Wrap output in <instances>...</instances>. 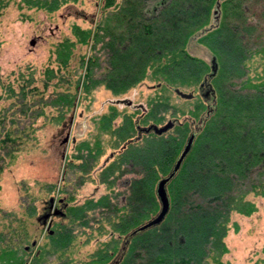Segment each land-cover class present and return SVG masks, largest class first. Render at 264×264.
I'll return each mask as SVG.
<instances>
[{
  "label": "rangeland",
  "instance_id": "obj_1",
  "mask_svg": "<svg viewBox=\"0 0 264 264\" xmlns=\"http://www.w3.org/2000/svg\"><path fill=\"white\" fill-rule=\"evenodd\" d=\"M49 1L60 5L48 10L36 5L37 0H0V140L7 130L21 137L15 156L0 160V264H108L125 232L134 226L129 223L134 220L138 225L158 210L157 203L145 216V201L140 199L136 206L116 210L128 193L122 181L145 182L146 159L131 165L122 163V157L130 158L142 148L147 158L159 153L154 145L160 139L155 141L150 132L134 138L135 126L187 121V137L211 104V93L198 85L210 72L214 54L191 38L185 43L187 52L206 63L196 81L168 82L151 64L144 63L141 70L142 62L133 61L131 70L137 75L108 87L111 72L124 66L122 59L111 56L107 42L121 33L114 22L124 0H113L116 10L106 12L103 0ZM159 1L153 0L145 10V3L138 0L137 13L142 8L147 17L159 9ZM251 19L254 28L249 37L259 52L253 53L248 65L249 76L256 81L264 71V14L258 11ZM79 28L90 32L85 42L78 41L83 35ZM174 88L192 96L182 97ZM117 98H127L131 105L113 102ZM196 105L198 116L193 114ZM174 125L160 137L175 136ZM130 138L134 139L128 142ZM103 165L107 172L101 171ZM118 165H123L122 170H114ZM155 173L153 188L164 175L158 169ZM68 191L69 205L76 206L79 214L74 222L52 217L54 233L61 226L70 229L65 237L57 233V239L39 217L49 197H62ZM246 197L255 209L249 215L230 214L223 238L227 251L220 257L224 264H262L264 195L248 192ZM126 214L129 226L124 225Z\"/></svg>",
  "mask_w": 264,
  "mask_h": 264
},
{
  "label": "trees",
  "instance_id": "obj_2",
  "mask_svg": "<svg viewBox=\"0 0 264 264\" xmlns=\"http://www.w3.org/2000/svg\"><path fill=\"white\" fill-rule=\"evenodd\" d=\"M152 1L142 0L145 10ZM137 2L124 0L116 10L113 0H103L104 12L118 11L114 25L121 33L116 34L115 42L110 37L107 42L111 56L124 63L122 69L110 71L114 75L107 81L108 87L123 84L129 75H137V70H131L133 61L142 62L141 70L144 63L151 64L168 82L177 78L196 81L206 63L187 52L185 43L191 38L212 51L214 55L209 61L215 60L216 70L210 78L204 76L198 85L211 93V104L201 116L197 105L193 111L198 118L188 134L192 132L194 136L166 184L169 207L165 216L159 223L131 235L125 243L123 238L120 258L112 264H224L220 257L227 251L223 238L230 214L249 215L255 209L246 197L248 192L264 195V71L254 81L249 76L248 65L253 53L259 52L249 37L254 28L251 16L258 11L264 14V0H161L159 9L147 17L142 8L137 13L140 7ZM36 3L48 10L60 5L49 0ZM105 29H108L107 19ZM78 31L83 34L78 41L85 42L90 32L81 28ZM108 33L112 37V31ZM186 123L172 124L177 129L173 137H160L161 133L150 131L155 141L160 139L154 145L158 147V154L154 151L147 158L143 148L131 154L130 159L136 164L141 158L146 159L145 182L130 181L126 198L116 210L133 207L140 200L145 201V216L157 208L153 188L155 172L158 169L165 175L170 170L181 150ZM18 138L20 135L12 130L5 132L0 140V149L5 148V152L0 151V160L15 156L21 142ZM122 158L129 157L125 154ZM69 213L74 222L79 214L77 207L70 206ZM127 214L126 223L122 220L121 224L135 227L134 220L128 225ZM233 224L235 230L234 221ZM61 227L50 236L59 239L58 233L63 237L65 230ZM69 235L72 237V231ZM261 252L264 254V244ZM261 261L264 264V257Z\"/></svg>",
  "mask_w": 264,
  "mask_h": 264
},
{
  "label": "water",
  "instance_id": "obj_3",
  "mask_svg": "<svg viewBox=\"0 0 264 264\" xmlns=\"http://www.w3.org/2000/svg\"><path fill=\"white\" fill-rule=\"evenodd\" d=\"M32 42L33 41H31V43ZM215 70H216V62L212 58L211 63H210V72L207 74V78H210L214 74ZM205 80H206V78H204V81ZM201 84L202 83H200L199 86ZM173 90L176 94H178L182 97H185V98H189L192 96V93H190V92H183L177 88H174ZM113 102H116V103L120 102V103L131 105V101L127 98H119V99L117 98V99L113 100ZM133 106L134 107H136V106L141 107V105H133ZM172 124H173V121H171V120H167L164 123H162L161 125H156V124L150 123V124L145 125V126L137 127V133L139 134L140 132L146 133V132L152 131L156 134H160V133L164 132L166 129L170 128L172 126ZM193 136H194V134L192 132H190L187 135L185 142H184L180 152L178 153L177 157L175 158L170 170L165 175H162L155 183L154 193H155V196H156L158 204H159L158 210L156 211V213L154 215L150 216L144 222L136 225L130 231H128L124 237L125 239H124L123 243H125L126 239L129 238L134 233H136L137 231H142V230H144L150 226H153V225L159 223L163 219V217L165 216V214L168 210V207H169V200H168L167 193H166V184L171 179V177L174 175V173L178 169L182 159L184 158L185 154L189 150ZM123 248H124V245H121L119 251L116 253V255L112 259L111 263H108V264L115 263L120 258V254H121Z\"/></svg>",
  "mask_w": 264,
  "mask_h": 264
},
{
  "label": "flooded vegetation",
  "instance_id": "obj_4",
  "mask_svg": "<svg viewBox=\"0 0 264 264\" xmlns=\"http://www.w3.org/2000/svg\"><path fill=\"white\" fill-rule=\"evenodd\" d=\"M136 107H138V106H136ZM137 127L138 126L136 125L135 126L136 133H137ZM141 134H142V132H140L139 134L137 133L134 138H140ZM134 138H130V140L128 139L129 140L128 142H131V139H134ZM121 162L122 163L123 162H129V163H131V165L133 164V160H131L130 158L129 159H123ZM104 166L105 165H103V167L100 168L101 171H106L107 167L104 168ZM122 167H123V165H118L117 166L118 169L115 168L114 170H116V171L122 170L121 169ZM123 183L125 184V186H127L129 184V180H124V181H122V184ZM127 190H128V188H127ZM69 197H70L69 191H68L67 195L65 194L62 197H57L56 198V197L51 196V197H49L46 205L43 207V212L41 213V217H39V218H41V221H43V222L47 221L46 228H47V231H48L49 235H53V233H54V230L52 228V225H53L52 217L53 216H58L60 218H65V217L66 218L67 217L70 218L69 208H70L71 205H69V201H68ZM65 230H66V232L68 231V233H69V227H67ZM66 232L64 231V233H65L64 235H67Z\"/></svg>",
  "mask_w": 264,
  "mask_h": 264
}]
</instances>
